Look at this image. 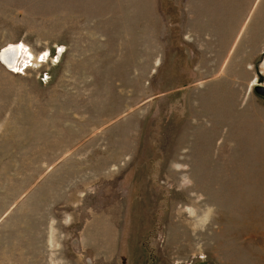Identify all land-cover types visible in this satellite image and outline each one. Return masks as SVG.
Here are the masks:
<instances>
[{
    "label": "rangeland",
    "instance_id": "1",
    "mask_svg": "<svg viewBox=\"0 0 264 264\" xmlns=\"http://www.w3.org/2000/svg\"><path fill=\"white\" fill-rule=\"evenodd\" d=\"M14 46L0 264H264V0H0Z\"/></svg>",
    "mask_w": 264,
    "mask_h": 264
},
{
    "label": "bare ground",
    "instance_id": "2",
    "mask_svg": "<svg viewBox=\"0 0 264 264\" xmlns=\"http://www.w3.org/2000/svg\"><path fill=\"white\" fill-rule=\"evenodd\" d=\"M9 48L8 49H5V50H8V54L7 55L3 53V51H5V50H3L1 52V55H3V57H2V60L3 61H1V62H2V65L5 66L6 68L12 69V66H14L15 62L17 61V55H18V52H19L18 51L19 48L18 47L11 48V49H9ZM24 52L26 53L25 49L24 48H21V50L19 52L20 57L24 54Z\"/></svg>",
    "mask_w": 264,
    "mask_h": 264
},
{
    "label": "water",
    "instance_id": "3",
    "mask_svg": "<svg viewBox=\"0 0 264 264\" xmlns=\"http://www.w3.org/2000/svg\"><path fill=\"white\" fill-rule=\"evenodd\" d=\"M11 48H16V46L10 47L9 49H11ZM2 57H3V55H1V53H0V63L1 64H2L1 61H3ZM253 91H254L255 95L264 98V87L256 86V87L253 88Z\"/></svg>",
    "mask_w": 264,
    "mask_h": 264
}]
</instances>
